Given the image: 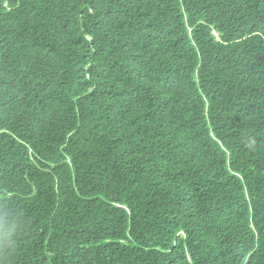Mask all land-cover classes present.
Masks as SVG:
<instances>
[{"label": "trees", "instance_id": "obj_1", "mask_svg": "<svg viewBox=\"0 0 264 264\" xmlns=\"http://www.w3.org/2000/svg\"><path fill=\"white\" fill-rule=\"evenodd\" d=\"M0 264H264V0H0Z\"/></svg>", "mask_w": 264, "mask_h": 264}]
</instances>
